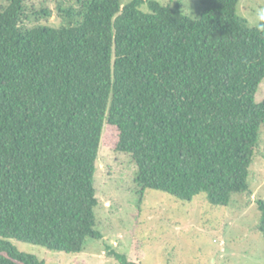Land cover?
<instances>
[{
    "label": "trees",
    "instance_id": "obj_1",
    "mask_svg": "<svg viewBox=\"0 0 264 264\" xmlns=\"http://www.w3.org/2000/svg\"><path fill=\"white\" fill-rule=\"evenodd\" d=\"M76 3L59 6V27H26L24 0L0 5V264H46L12 239L75 254L101 238L94 177L106 128L142 192L225 207L249 191L264 21L248 27L238 0H200L196 20L154 0ZM257 209L264 234V200Z\"/></svg>",
    "mask_w": 264,
    "mask_h": 264
},
{
    "label": "rangeland",
    "instance_id": "obj_2",
    "mask_svg": "<svg viewBox=\"0 0 264 264\" xmlns=\"http://www.w3.org/2000/svg\"><path fill=\"white\" fill-rule=\"evenodd\" d=\"M9 0H0L4 6ZM132 0H119L123 7ZM178 8L196 20L200 0H154ZM26 27H59L68 23L59 6H77L76 0H24ZM45 9L50 17L32 13ZM264 0H238L237 14L248 27L257 26V13ZM147 11L146 6L141 7ZM264 99V80L255 100ZM96 160L94 184L98 205L96 229L100 239L87 238L79 253L47 250L10 240L21 252L31 253L46 264H119L110 252L141 264H264V234L257 230V202L264 200V125L249 171V191L234 194L228 206H212L203 194L191 201L164 192L141 188L135 183L136 168L129 155L114 150L116 131L104 130Z\"/></svg>",
    "mask_w": 264,
    "mask_h": 264
},
{
    "label": "clouds",
    "instance_id": "obj_3",
    "mask_svg": "<svg viewBox=\"0 0 264 264\" xmlns=\"http://www.w3.org/2000/svg\"><path fill=\"white\" fill-rule=\"evenodd\" d=\"M257 19L260 20V21H264V9L260 10L258 13H257ZM260 28L264 29V24H260L258 25Z\"/></svg>",
    "mask_w": 264,
    "mask_h": 264
}]
</instances>
